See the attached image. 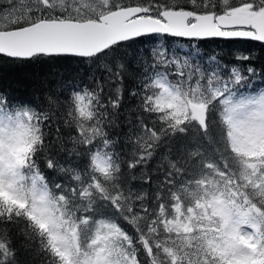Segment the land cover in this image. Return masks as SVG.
<instances>
[{"label": "snow or ice", "instance_id": "6c2138e0", "mask_svg": "<svg viewBox=\"0 0 264 264\" xmlns=\"http://www.w3.org/2000/svg\"><path fill=\"white\" fill-rule=\"evenodd\" d=\"M25 63L0 264H264V0H0V72Z\"/></svg>", "mask_w": 264, "mask_h": 264}, {"label": "trees", "instance_id": "16d2710c", "mask_svg": "<svg viewBox=\"0 0 264 264\" xmlns=\"http://www.w3.org/2000/svg\"><path fill=\"white\" fill-rule=\"evenodd\" d=\"M186 43L182 40H177L173 47L177 44ZM250 46V42L245 41H223V40H207L202 42L201 47L205 52L220 51L224 54L231 53L235 48H247ZM257 48L259 44L253 45ZM225 60L230 59L229 55L224 56ZM63 61L61 64L63 65ZM47 65L41 68L40 65L25 63L22 66H13L11 68L5 67L0 72V85L4 87H11L16 95L23 98H30L33 91V73L37 71H46Z\"/></svg>", "mask_w": 264, "mask_h": 264}]
</instances>
